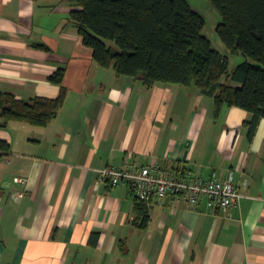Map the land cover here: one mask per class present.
Masks as SVG:
<instances>
[{
    "label": "crops",
    "instance_id": "1",
    "mask_svg": "<svg viewBox=\"0 0 264 264\" xmlns=\"http://www.w3.org/2000/svg\"><path fill=\"white\" fill-rule=\"evenodd\" d=\"M77 8L0 0V93L55 99L60 88L48 78L60 68L67 90L47 126L0 128L9 146L0 264H264V119L249 136V112L223 106L216 117L211 98H189L193 87L147 88L99 68L70 19ZM108 165L231 176L243 198L228 211L181 197L145 204L98 181Z\"/></svg>",
    "mask_w": 264,
    "mask_h": 264
},
{
    "label": "trees",
    "instance_id": "2",
    "mask_svg": "<svg viewBox=\"0 0 264 264\" xmlns=\"http://www.w3.org/2000/svg\"><path fill=\"white\" fill-rule=\"evenodd\" d=\"M69 1L78 7L70 19L99 68L134 78L147 88L194 87L212 99L216 117L223 106L252 114L245 124L249 136L264 119V0H209L221 18L218 38L229 54L246 59L230 71L227 57L213 50L203 35L204 18L186 0ZM64 74L60 68L48 78L60 88L55 99L24 101L0 93V128L10 122L36 127L51 123L66 98ZM8 151L7 143L0 141V160ZM138 207L144 215L143 205Z\"/></svg>",
    "mask_w": 264,
    "mask_h": 264
},
{
    "label": "built area",
    "instance_id": "3",
    "mask_svg": "<svg viewBox=\"0 0 264 264\" xmlns=\"http://www.w3.org/2000/svg\"><path fill=\"white\" fill-rule=\"evenodd\" d=\"M96 172L100 183L113 187L124 185L138 202L145 204L153 199L181 197L188 206L205 201L211 210L228 211L238 207L243 198L231 176L226 179L216 176L205 179L194 172L162 170L156 166H128L122 169L108 165Z\"/></svg>",
    "mask_w": 264,
    "mask_h": 264
},
{
    "label": "rangeland",
    "instance_id": "4",
    "mask_svg": "<svg viewBox=\"0 0 264 264\" xmlns=\"http://www.w3.org/2000/svg\"><path fill=\"white\" fill-rule=\"evenodd\" d=\"M190 7L201 15L205 20V27L203 29V35L209 40L211 48L218 51L223 56L228 59V69L232 70L237 64L244 62L246 59L241 55H231L226 50L223 43L217 36L216 29L221 22V18L217 10L212 6L209 0H186ZM252 63L251 61H249ZM184 88V87H183ZM185 89V88H184ZM197 90L193 87L189 89V98L192 100L194 98L193 92ZM204 99L208 101V97L204 96ZM173 109V107H171ZM205 117L207 119L211 118V110H207L206 106L204 107Z\"/></svg>",
    "mask_w": 264,
    "mask_h": 264
}]
</instances>
